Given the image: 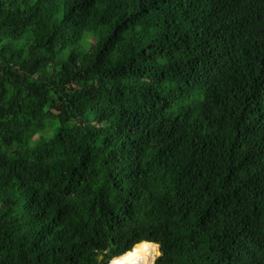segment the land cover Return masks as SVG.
<instances>
[{
    "label": "trees",
    "instance_id": "trees-1",
    "mask_svg": "<svg viewBox=\"0 0 264 264\" xmlns=\"http://www.w3.org/2000/svg\"><path fill=\"white\" fill-rule=\"evenodd\" d=\"M128 255L264 264V0H0V264Z\"/></svg>",
    "mask_w": 264,
    "mask_h": 264
},
{
    "label": "bare ground",
    "instance_id": "bare-ground-1",
    "mask_svg": "<svg viewBox=\"0 0 264 264\" xmlns=\"http://www.w3.org/2000/svg\"><path fill=\"white\" fill-rule=\"evenodd\" d=\"M120 264H142V259L138 255H128L122 259Z\"/></svg>",
    "mask_w": 264,
    "mask_h": 264
},
{
    "label": "water",
    "instance_id": "water-1",
    "mask_svg": "<svg viewBox=\"0 0 264 264\" xmlns=\"http://www.w3.org/2000/svg\"><path fill=\"white\" fill-rule=\"evenodd\" d=\"M143 243H144V242H143ZM145 243H146V242H145ZM141 244H142V243H141ZM150 244H153V243H150ZM154 245H156V244H154ZM136 246H137V245H136ZM136 246H135V247H136ZM157 246H158V245H157ZM135 247H134V248H135ZM134 248H133V250H134ZM158 248H159V246H158ZM133 250H132V251H133ZM127 253H129V252H127ZM127 253H126V254H127ZM124 255H125V254H124ZM159 255H160V249H159ZM122 256H123V255H122ZM120 257H121V256H120ZM158 257H159V256H158ZM117 258H119V257H117ZM114 259H116V258H114ZM114 259H113V260H114ZM156 260H157V258L155 259V262H156ZM155 262H154V264H155Z\"/></svg>",
    "mask_w": 264,
    "mask_h": 264
},
{
    "label": "rangeland",
    "instance_id": "rangeland-1",
    "mask_svg": "<svg viewBox=\"0 0 264 264\" xmlns=\"http://www.w3.org/2000/svg\"><path fill=\"white\" fill-rule=\"evenodd\" d=\"M158 256H159V248H158V255H157V257H156V258H158ZM111 262H112V261H110V262H109V264H111Z\"/></svg>",
    "mask_w": 264,
    "mask_h": 264
}]
</instances>
